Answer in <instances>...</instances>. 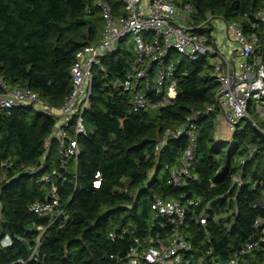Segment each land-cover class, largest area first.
<instances>
[{
    "label": "trees",
    "instance_id": "obj_1",
    "mask_svg": "<svg viewBox=\"0 0 264 264\" xmlns=\"http://www.w3.org/2000/svg\"><path fill=\"white\" fill-rule=\"evenodd\" d=\"M97 1L0 0V95L4 82L9 89L28 87L47 105L61 107L72 90L76 54L102 38L105 20ZM181 1L197 10L195 23L212 15L239 23L245 31L264 4V0ZM108 2L117 17L122 2ZM134 57V46L120 41L102 58L101 67L93 68L91 108L84 114L87 135L78 137L77 166L68 165L67 171L61 169L56 144L46 155L44 169L36 174L24 171L37 166L43 156L52 116L34 106L0 109V161H12L10 176L16 175L0 189V238L2 232L13 237L10 247L0 244V264H21L19 260L23 264H125L133 232L154 231L158 217L151 206L156 199L201 201L189 208L188 221L195 257L213 249L205 255L206 264L213 258L229 260L260 235L254 222L264 217V135L245 121L228 142L217 140L216 113L204 114L218 88L210 67L204 59L189 63L178 54L173 103L156 111L131 112L130 94L112 83L124 79ZM250 116L256 122L252 110ZM188 119L197 126L192 174L198 179L175 187L170 169L180 166L189 139L169 137L158 152L156 145L167 131L183 127ZM53 169L62 176L51 181L66 210V223L50 226L37 260L28 261L37 236L34 227L47 225L29 208L50 192L51 184L40 177ZM98 172L99 189L93 187ZM234 174L242 175L240 188H232ZM190 216L208 220L209 242ZM111 233L116 234L114 240ZM240 264H264V249L253 250Z\"/></svg>",
    "mask_w": 264,
    "mask_h": 264
},
{
    "label": "built area",
    "instance_id": "obj_2",
    "mask_svg": "<svg viewBox=\"0 0 264 264\" xmlns=\"http://www.w3.org/2000/svg\"><path fill=\"white\" fill-rule=\"evenodd\" d=\"M122 12L115 17L108 0H98L105 20V27L99 43L85 46L76 54L71 67L72 90L63 105L53 108L41 100L39 95L28 87L9 89L4 82V92L0 95V109L10 110L17 106H34L54 119L51 135L45 142V152L37 166H28L24 171L36 174L44 169V160L53 144L57 146L58 159L62 170L68 165L76 167L81 153L78 137L87 135L84 114L91 108V81L94 67H101L102 58L113 51L120 41L132 36L135 57L131 60L123 80L112 83L130 94V111H156L173 103L177 97L178 79L176 68L179 60L171 58L175 52L186 62L206 60L212 77L218 88L214 102L204 114L216 113V128H226L230 135L243 127L245 121L259 129L264 135V4L255 16V22L248 31L235 22L218 24L216 17L208 15L199 23L194 17L197 10L190 3L181 0H120ZM154 75L153 80L151 79ZM152 82V84H151ZM150 96H154L150 98ZM250 110L256 117V123L250 116ZM257 124L262 125L258 128ZM197 126L191 119L181 127L167 131L157 145L161 151L169 137L187 135L190 145L183 153L179 167L170 169L171 183L175 187L186 186L188 181L197 180L194 170V150ZM254 149L251 150V154ZM13 162L0 161V189L16 175H11ZM61 174L53 169L44 173L41 181L51 184L50 192L43 200H37L30 211L43 217L47 225H36L37 236L30 250L29 259L37 260L38 249L46 230L58 223H66V210L61 207L58 188L52 177ZM232 188H240L242 175L231 177ZM101 186V174L95 175L93 187ZM201 201L156 199L152 210L158 220L153 223V232L138 235L134 230L132 244L126 254L125 264H206L210 248L199 257H195V246L189 232V208H196ZM207 204V209L210 208ZM264 205V197L262 204ZM203 228L204 239L209 242L208 220L194 219ZM254 228L259 231L258 238L244 245L225 262L211 259L210 264H240V261L253 250L264 249V217L258 216ZM126 231L123 232V234ZM110 237L114 240L115 233ZM121 238L123 235L120 236ZM0 244L3 248L13 244L9 233H1ZM200 248V247H199ZM23 264V260H19Z\"/></svg>",
    "mask_w": 264,
    "mask_h": 264
},
{
    "label": "rangeland",
    "instance_id": "obj_3",
    "mask_svg": "<svg viewBox=\"0 0 264 264\" xmlns=\"http://www.w3.org/2000/svg\"><path fill=\"white\" fill-rule=\"evenodd\" d=\"M217 20H218V18H217ZM217 22H218V24H223V21H221V20H218ZM125 44L126 45L133 44V38H132V36H128L127 37V39L125 40ZM179 57L182 58L181 55H179ZM179 57H176V53L175 52H173L171 54V58H175L176 60H180ZM231 136L232 135H230L228 133V131L226 130V128H221V127H218L217 126L216 132H215V137H216L217 140L227 141L228 142L231 139Z\"/></svg>",
    "mask_w": 264,
    "mask_h": 264
}]
</instances>
